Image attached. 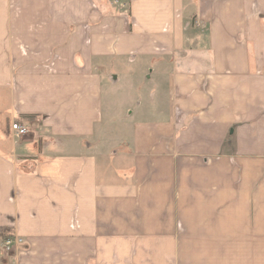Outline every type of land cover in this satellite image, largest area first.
Returning <instances> with one entry per match:
<instances>
[{
    "label": "crops",
    "instance_id": "obj_1",
    "mask_svg": "<svg viewBox=\"0 0 264 264\" xmlns=\"http://www.w3.org/2000/svg\"><path fill=\"white\" fill-rule=\"evenodd\" d=\"M0 264H264V0H0Z\"/></svg>",
    "mask_w": 264,
    "mask_h": 264
},
{
    "label": "built area",
    "instance_id": "obj_2",
    "mask_svg": "<svg viewBox=\"0 0 264 264\" xmlns=\"http://www.w3.org/2000/svg\"><path fill=\"white\" fill-rule=\"evenodd\" d=\"M12 131L16 137H23L29 133V128L27 126L20 125L18 123H13ZM23 242H24L23 239L18 237L8 238L5 241V249L7 250V252H10L11 250L15 249L17 246L21 245Z\"/></svg>",
    "mask_w": 264,
    "mask_h": 264
},
{
    "label": "rangeland",
    "instance_id": "obj_3",
    "mask_svg": "<svg viewBox=\"0 0 264 264\" xmlns=\"http://www.w3.org/2000/svg\"><path fill=\"white\" fill-rule=\"evenodd\" d=\"M120 122H121V119H117V120H115V123H116V124H120Z\"/></svg>",
    "mask_w": 264,
    "mask_h": 264
},
{
    "label": "trees",
    "instance_id": "obj_4",
    "mask_svg": "<svg viewBox=\"0 0 264 264\" xmlns=\"http://www.w3.org/2000/svg\"><path fill=\"white\" fill-rule=\"evenodd\" d=\"M11 235H9V233H8V237H10Z\"/></svg>",
    "mask_w": 264,
    "mask_h": 264
}]
</instances>
